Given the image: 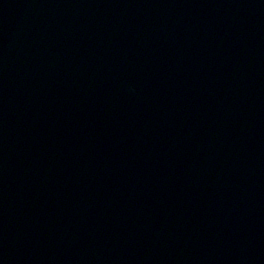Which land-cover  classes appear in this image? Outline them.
Here are the masks:
<instances>
[{
	"label": "water",
	"instance_id": "95a60500",
	"mask_svg": "<svg viewBox=\"0 0 264 264\" xmlns=\"http://www.w3.org/2000/svg\"><path fill=\"white\" fill-rule=\"evenodd\" d=\"M0 264H264V0H0Z\"/></svg>",
	"mask_w": 264,
	"mask_h": 264
}]
</instances>
